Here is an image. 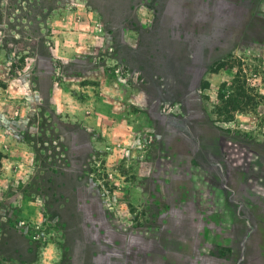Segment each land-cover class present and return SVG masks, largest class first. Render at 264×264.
Wrapping results in <instances>:
<instances>
[{
    "label": "rangeland",
    "instance_id": "1",
    "mask_svg": "<svg viewBox=\"0 0 264 264\" xmlns=\"http://www.w3.org/2000/svg\"><path fill=\"white\" fill-rule=\"evenodd\" d=\"M170 4L0 0V264H95L104 242L99 223H114L107 203H115L112 194L107 199L115 186L102 157V130L87 121L101 105L151 114V135L173 159L174 185H186L183 172H194L187 164L199 147L194 134H203L197 127L216 130V136L204 134L220 152L211 150L212 156L242 178L241 194L264 224V200L255 195L264 185V65L244 66L243 57L233 56L220 62L224 72L215 86L196 84L194 69L183 80L184 62L170 53ZM252 60L264 62V55L253 53ZM122 137L126 143L137 138ZM108 140L115 145L118 139ZM130 149L109 153L112 163L114 156L126 161L116 166L125 176L129 159L150 157ZM202 153L211 154L199 148L196 158ZM90 204L101 211L91 220L85 214Z\"/></svg>",
    "mask_w": 264,
    "mask_h": 264
},
{
    "label": "crops",
    "instance_id": "2",
    "mask_svg": "<svg viewBox=\"0 0 264 264\" xmlns=\"http://www.w3.org/2000/svg\"><path fill=\"white\" fill-rule=\"evenodd\" d=\"M170 1L165 12L173 42L170 53L178 54L176 62H184L183 80H190L188 70L194 69L198 71L196 84L206 81L215 86L224 69L213 68L233 56L243 57L244 66L264 65L260 60L251 61L253 53L264 55V0ZM202 91L199 86V93ZM126 99L133 101L130 94ZM110 110L101 105L87 120L96 121L102 130V157L115 186L112 193L108 192L107 199L113 195L115 203H107V216L114 221L109 226L118 238L113 242L104 240L95 264H252L254 259L258 264L264 260V224L242 196V178H234L225 160L212 156L218 151L216 142L204 136H216V130L197 127L203 134H194L198 138L194 144L199 147L192 151L187 164L194 172L190 176L183 172L181 181L186 185H174L169 172L173 159L151 135V114L145 110H134L129 115L123 108ZM78 131L84 136L89 134L85 128ZM124 132L135 134L136 140L124 142ZM111 137H117L115 145L109 144ZM127 148L136 150L135 154L148 152L150 157L129 159V174L125 176L116 166L126 165V161L114 156L116 162L112 163L109 153L110 149L120 153ZM199 148L209 149L211 154L202 153L196 158ZM151 165L155 167L149 175ZM261 185L263 190L255 191V195L264 200ZM116 226H135L143 231L125 233Z\"/></svg>",
    "mask_w": 264,
    "mask_h": 264
},
{
    "label": "trees",
    "instance_id": "3",
    "mask_svg": "<svg viewBox=\"0 0 264 264\" xmlns=\"http://www.w3.org/2000/svg\"><path fill=\"white\" fill-rule=\"evenodd\" d=\"M220 63H217L216 64V67L213 69V70H217V69H219L220 67H222L221 65H219ZM86 200H90V201H94L93 199H91L90 197L88 198V199H86ZM84 203H86L85 202V200H84ZM86 206V212H85V214L88 216V219H92V217H94V216H96L97 215V211H95V209L93 210V206L90 204V205H85ZM104 221V220H103ZM101 226H102V232H97L98 233V235H100V236H102L103 237V240H106V241H110V242H113V241H115V236H114V233H112L113 232V230H112V228H110V226H109V224L108 225H106V226H103L101 223H99ZM92 227L95 229V230H97L96 229V226H95V224H93L92 225ZM85 231H86V236H88V237H91V239H93L92 238V233H93V231L92 230H89V228H85ZM99 240V239H98ZM99 242V241H98Z\"/></svg>",
    "mask_w": 264,
    "mask_h": 264
}]
</instances>
